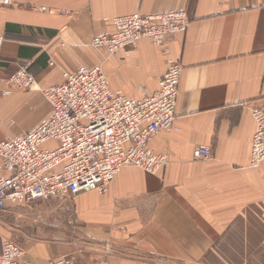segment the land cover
Instances as JSON below:
<instances>
[{"label": "crops", "instance_id": "1", "mask_svg": "<svg viewBox=\"0 0 264 264\" xmlns=\"http://www.w3.org/2000/svg\"><path fill=\"white\" fill-rule=\"evenodd\" d=\"M46 7V9H41ZM183 9L191 23L164 44L141 40L111 54L92 45L113 18ZM181 62L177 118L150 146L168 155L152 174L119 170L107 191L0 209L3 241L34 264H264V161L251 166L255 120L264 109V0H13L0 7V78L23 62L38 83L101 65L113 91L153 93ZM0 141L36 128L52 105L36 88L2 93ZM54 146L55 144H49ZM206 145L211 157L196 159ZM2 160L0 159V173Z\"/></svg>", "mask_w": 264, "mask_h": 264}, {"label": "built area", "instance_id": "2", "mask_svg": "<svg viewBox=\"0 0 264 264\" xmlns=\"http://www.w3.org/2000/svg\"><path fill=\"white\" fill-rule=\"evenodd\" d=\"M11 4L13 0H0V7ZM190 23L183 9L120 15L113 18L110 32L95 36L92 45L111 54L144 39L160 45L186 32ZM183 70L181 62H171L158 88L141 98L113 91L99 64L63 71L61 82L43 86L30 71L29 62L0 78L2 93L36 88L52 105L50 115L36 128L0 141V209L9 202L28 206L48 200H72L83 191L104 193L126 166L152 174L161 170L168 163V155L155 152L150 143L161 130L175 124ZM252 114L255 132L251 166L258 167L264 161V109L254 108ZM211 154L206 145L194 150L196 159H208ZM22 254L18 242L5 239L0 264H34ZM49 264L75 263L63 257Z\"/></svg>", "mask_w": 264, "mask_h": 264}]
</instances>
